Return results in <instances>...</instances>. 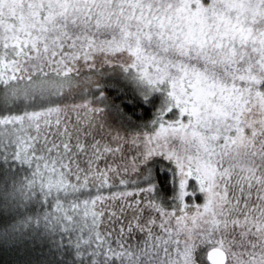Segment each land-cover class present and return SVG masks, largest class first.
<instances>
[{
	"label": "snow or ice",
	"instance_id": "snow-or-ice-1",
	"mask_svg": "<svg viewBox=\"0 0 264 264\" xmlns=\"http://www.w3.org/2000/svg\"><path fill=\"white\" fill-rule=\"evenodd\" d=\"M0 264H264V0H0Z\"/></svg>",
	"mask_w": 264,
	"mask_h": 264
}]
</instances>
